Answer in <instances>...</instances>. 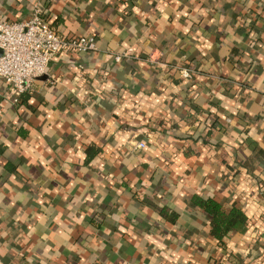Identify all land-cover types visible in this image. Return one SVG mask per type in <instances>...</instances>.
<instances>
[{"label":"crops","instance_id":"crops-1","mask_svg":"<svg viewBox=\"0 0 264 264\" xmlns=\"http://www.w3.org/2000/svg\"><path fill=\"white\" fill-rule=\"evenodd\" d=\"M37 3L99 49L57 54L18 102L0 80V264H264V0H0V15ZM197 196L246 225L219 243Z\"/></svg>","mask_w":264,"mask_h":264},{"label":"built area","instance_id":"built-area-1","mask_svg":"<svg viewBox=\"0 0 264 264\" xmlns=\"http://www.w3.org/2000/svg\"><path fill=\"white\" fill-rule=\"evenodd\" d=\"M0 80L12 90L13 101L28 91L37 78L47 73L51 59L63 51L95 52L99 49L95 35H81L66 38L58 33L44 17L43 6L36 4L31 17L27 20L11 22L0 15ZM130 54H116L121 61ZM188 78L191 72L182 71ZM141 141L136 148H145Z\"/></svg>","mask_w":264,"mask_h":264},{"label":"trees","instance_id":"trees-1","mask_svg":"<svg viewBox=\"0 0 264 264\" xmlns=\"http://www.w3.org/2000/svg\"><path fill=\"white\" fill-rule=\"evenodd\" d=\"M194 202L210 220V235L221 244L233 231L242 229L247 223V215L238 204L226 208L218 198L202 196H197Z\"/></svg>","mask_w":264,"mask_h":264},{"label":"water","instance_id":"water-1","mask_svg":"<svg viewBox=\"0 0 264 264\" xmlns=\"http://www.w3.org/2000/svg\"><path fill=\"white\" fill-rule=\"evenodd\" d=\"M2 54V49L0 48V55Z\"/></svg>","mask_w":264,"mask_h":264}]
</instances>
